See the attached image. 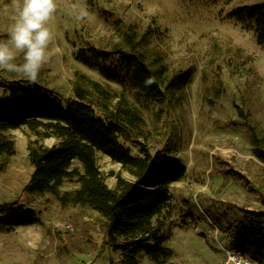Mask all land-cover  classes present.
Here are the masks:
<instances>
[{"label":"rangeland","instance_id":"obj_1","mask_svg":"<svg viewBox=\"0 0 264 264\" xmlns=\"http://www.w3.org/2000/svg\"><path fill=\"white\" fill-rule=\"evenodd\" d=\"M255 6L264 7V0H57L49 21L55 39L34 84L62 103L73 96L77 73L124 91L144 126L138 137L121 135L122 144L139 154L140 142L151 153L165 151L185 165L184 177L169 184L170 202L154 218L172 251L164 264H224L227 249L258 264L242 246L238 225L244 211L264 209L259 156L264 151V46L256 42L253 20L234 16L237 9ZM80 8L88 12L82 21L75 18ZM11 13V0H0V39L6 38ZM87 47L109 53L145 49L163 60L169 74L187 70L190 76L162 99L137 100L128 88L75 59ZM15 83L28 82L0 71V97ZM3 134L14 141L15 153L0 154V207L22 205L40 222L0 228V264H117L119 251L107 243L97 211L62 204L50 193L23 192L33 171L28 143L34 134L26 127ZM97 163L110 187L115 174L130 178L107 154L97 152ZM76 187L74 180H65L60 190ZM140 262L157 264L146 255Z\"/></svg>","mask_w":264,"mask_h":264},{"label":"trees","instance_id":"obj_2","mask_svg":"<svg viewBox=\"0 0 264 264\" xmlns=\"http://www.w3.org/2000/svg\"><path fill=\"white\" fill-rule=\"evenodd\" d=\"M245 10L237 9L234 16L253 20L256 42L264 46V7ZM75 59L128 88L137 100L162 99L184 87L190 76L187 70L169 74L160 57L151 58L145 49L136 47L110 53L81 48ZM72 92L62 103L36 84L7 86L0 97V154L15 153L14 141L4 131L28 128L35 136L28 143L33 171L23 192L50 193L62 204L87 205L97 211L104 218L107 243L119 251L117 264H141L142 255L157 264L166 263L172 251L164 246L161 225L154 218L170 202L169 184L184 177L185 165L165 151L151 153L140 142L139 154H132L122 144L121 135L138 137L144 126L141 112L124 91H112L77 73ZM46 138L56 141L46 146L41 143ZM97 152L118 162L130 178L115 174V184L110 187L97 163ZM259 156L264 160V151ZM65 180H74L77 187L61 192ZM15 205L0 207V228L40 222L34 210ZM238 234L242 246L254 253L258 264H264V209L244 211Z\"/></svg>","mask_w":264,"mask_h":264},{"label":"clouds","instance_id":"obj_3","mask_svg":"<svg viewBox=\"0 0 264 264\" xmlns=\"http://www.w3.org/2000/svg\"><path fill=\"white\" fill-rule=\"evenodd\" d=\"M11 8L6 38L0 39V71L19 74L34 84L53 47L55 37L49 21L56 14L57 0H11ZM87 15L86 9L80 8L75 18L82 21Z\"/></svg>","mask_w":264,"mask_h":264},{"label":"built area","instance_id":"obj_4","mask_svg":"<svg viewBox=\"0 0 264 264\" xmlns=\"http://www.w3.org/2000/svg\"><path fill=\"white\" fill-rule=\"evenodd\" d=\"M224 264H249V263L235 249H227L226 250V260Z\"/></svg>","mask_w":264,"mask_h":264}]
</instances>
